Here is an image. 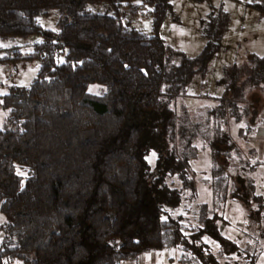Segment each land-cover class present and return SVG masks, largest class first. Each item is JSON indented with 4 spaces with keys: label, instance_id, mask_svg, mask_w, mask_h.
<instances>
[{
    "label": "trees",
    "instance_id": "1",
    "mask_svg": "<svg viewBox=\"0 0 264 264\" xmlns=\"http://www.w3.org/2000/svg\"><path fill=\"white\" fill-rule=\"evenodd\" d=\"M252 6L264 14V3ZM144 9L150 34L132 27ZM52 11L58 31L40 24ZM172 13L171 0H0V40L42 38L27 54L0 49V67L40 63L29 86L0 96V264H123L163 250L180 251V264L257 262L250 245L224 236L207 203L192 227L180 211L186 191L196 197L193 162L208 149L213 198L242 203L262 224L255 180L228 168L241 155L231 129L248 140L264 125V104L247 97L264 95V57L224 69L222 95L203 94L214 105L181 107L206 79L229 18L218 11L202 22L206 45L190 58L160 37Z\"/></svg>",
    "mask_w": 264,
    "mask_h": 264
},
{
    "label": "rangeland",
    "instance_id": "2",
    "mask_svg": "<svg viewBox=\"0 0 264 264\" xmlns=\"http://www.w3.org/2000/svg\"><path fill=\"white\" fill-rule=\"evenodd\" d=\"M171 2L173 13L163 22L160 37L168 46L178 52L185 53L190 58L199 56L206 45L202 22L212 12L223 11L228 15L229 28L222 37L219 53L209 64L206 79L203 81L200 77L196 78L188 89V98L179 102V106H186L190 110L214 105V102L205 99L204 95L213 97L222 95L223 88L218 85V81L221 79L224 69L234 64L243 65L251 54L264 57V14L252 6L264 3V0H171ZM103 9L104 6L93 7V10L97 12H101L100 10ZM147 11V9L142 10L132 19V27L150 34L152 20ZM58 19V12L52 11L47 16L40 18L41 27L45 30L58 31ZM41 40L39 34L15 40H0V49L18 47L23 54H27ZM39 66L40 63L37 61L26 60L1 66L0 96L7 94L11 86H29L37 76ZM202 84H204V88H202ZM99 91L98 85L92 86L90 90L92 93H99ZM247 97L253 100L259 99L264 104V95L260 89L250 90ZM6 116L7 111L0 108V130L4 128ZM231 132L241 149V155L230 159L228 174L241 173L252 178L256 183L257 194L264 198V125L248 140L243 138L244 132L240 126H234ZM209 152L208 149L202 150L198 159L193 162L197 194L195 198H192L190 191H186L184 194L185 205L181 209V213L179 212L184 216V224L187 227L197 225L200 206L207 203L210 211L217 213L222 218L219 225L224 236L242 248L250 245L252 251L258 254L255 264H264V217L262 224L256 226L251 223L248 211L242 203L231 198L223 203L213 198L210 187L212 177ZM153 157H156L155 153L150 157L152 164L154 163ZM247 161H250L252 165L259 161L261 165H257L254 172H250V167L246 164ZM4 222L5 217L0 213V225ZM211 246L214 252L218 250L216 244L212 243ZM163 253L155 252L142 257L152 258L154 264H162L161 261L155 259V256L164 255ZM171 255L176 256L177 253L173 252ZM230 263L249 264L244 256H234ZM13 264L22 263L15 262Z\"/></svg>",
    "mask_w": 264,
    "mask_h": 264
},
{
    "label": "crops",
    "instance_id": "3",
    "mask_svg": "<svg viewBox=\"0 0 264 264\" xmlns=\"http://www.w3.org/2000/svg\"><path fill=\"white\" fill-rule=\"evenodd\" d=\"M222 230V229H221ZM157 252H164V255H157L155 256L156 260H159L162 262V264H180L179 259L181 257V252L178 250H163V251H157ZM173 252L177 253V255H171ZM155 253V252H152ZM151 254V253H147ZM147 254H144L147 256ZM143 256V255H142ZM140 257L137 262H124L123 264H154V260L152 258L147 257ZM142 260V262H141Z\"/></svg>",
    "mask_w": 264,
    "mask_h": 264
}]
</instances>
